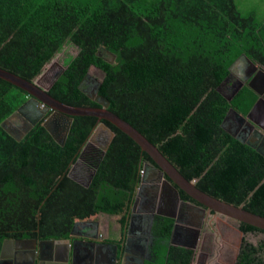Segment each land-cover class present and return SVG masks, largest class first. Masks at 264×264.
Returning <instances> with one entry per match:
<instances>
[{"label":"trees","instance_id":"1","mask_svg":"<svg viewBox=\"0 0 264 264\" xmlns=\"http://www.w3.org/2000/svg\"><path fill=\"white\" fill-rule=\"evenodd\" d=\"M67 43L78 52L50 87L53 98L102 107L84 88L90 69L100 70L104 78L95 93L110 111L200 190L264 217V156L225 130L229 109L247 112L222 93L242 57L264 69V19L243 15L234 0H0V68L34 81ZM31 99L0 78V251L6 239H68L76 221L99 213L121 216L124 225L141 171L145 164L156 168L154 161L101 120L114 136L90 183H79L69 172L98 119L73 117L59 141L44 126L49 110L17 140L3 124L13 123ZM173 227L172 218L154 219L157 245ZM239 227L263 239L258 245L244 241L236 264H264V230ZM192 257L193 251L171 246L167 264H190Z\"/></svg>","mask_w":264,"mask_h":264},{"label":"flooded vegetation","instance_id":"2","mask_svg":"<svg viewBox=\"0 0 264 264\" xmlns=\"http://www.w3.org/2000/svg\"><path fill=\"white\" fill-rule=\"evenodd\" d=\"M245 61V62H244ZM232 70H236L237 73H235V76L231 74L236 80V84L228 91L231 92V95L234 93V91L239 90L240 88L249 87L251 75H255L258 72V69H255L253 66L248 64L246 60L243 58L236 62V64L233 65ZM232 73V72H231ZM257 87L258 84H256ZM252 90V89H251ZM96 92V91H95ZM30 106V105H29ZM36 121L35 118L32 116L26 114L22 115V113L13 119V123L11 124L13 126V129L18 132H26L29 128V125L34 123ZM227 123H231L236 125L238 123L241 125V135L240 139L246 142H250L252 145L256 146L257 148L260 147L262 150V155H264V144H261V139L258 142L254 140V136L256 134L252 133L249 130V126L254 125L255 128H259L261 130V119L258 117V114L252 113L251 115L245 117L235 116L229 120H227ZM245 124H249V126H243ZM99 125V124H98ZM97 125V127H98ZM96 127V128H97ZM96 130V129H95ZM107 130V129H105ZM247 130V131H246ZM99 130V143L98 144H107L109 142L110 137L106 134H103L102 131ZM108 131V130H107ZM109 132V131H108ZM64 134V128H58L56 133L57 140L60 136ZM94 134V132H93ZM93 137V136H92ZM109 137V138H108ZM92 139V138H91ZM95 143V144H97ZM86 145V144H85ZM87 147V148H86ZM86 147H83V150L85 151L82 153L79 160L73 164L71 167V171L73 172L74 178L83 185H88L91 181V178L93 176L94 171V164L95 160L98 159V156L102 154L99 150L96 149V146L89 143L86 145ZM93 147V148H92ZM89 153V156L87 154ZM101 157V156H100ZM99 157V158H100ZM99 160V159H98ZM149 166L150 164H145ZM156 171V173L154 172ZM148 177H154L157 180L159 178L166 180V177L159 172V170L155 167H152L150 165V168H148ZM153 178V180H155ZM167 183V182H166ZM146 187V188H145ZM144 187V192L141 196V201L139 203L137 202V195H135V198L131 205V210H135L137 208V215L132 214L130 212V215H134V223H135V231L140 230L141 223L145 222L146 224L148 221H151V227L153 226L154 219L158 217H165V218H172L174 219V227L173 231L175 230L176 226L178 225L179 229L177 230V235L173 236L174 240L172 243V234L170 237V246H174L177 248L187 249L193 251V257L190 264H236L238 261V256L240 254L242 244L244 243L243 238L240 237L239 234L242 233L240 230V227L238 229L234 228L233 223L231 220L222 221L221 218H217L214 221L209 222V226H207L208 218L218 215L214 211H210L207 208H204L203 206L199 204H194L190 201H185L181 199L180 195H175L174 198L166 199L169 203L166 205V202H163L161 199H159V193L162 191V186L159 183H152L148 186ZM176 197V198H175ZM136 201V203H135ZM172 201V202H171ZM194 207L197 211H199V214L194 213L195 211H191L189 208ZM135 213V212H134ZM101 213L97 214L98 217ZM168 215V216H166ZM94 216L91 219L84 220V221H76L75 223V229L71 230L73 231V236L70 233V238L63 239V240H70L72 246H75L74 253H72V246L69 247L67 250V253L69 251V258L66 260V254L65 249L60 247H54V246H41L42 250V264H51V262H54L55 259L57 260L56 264H87L86 262L92 260L94 264H155L153 263L150 255V252H148V247L146 246V241H148L150 238L146 237L144 235V245L142 242V245L140 248H137L136 250H133L134 253H136L135 258H133L132 261H126L127 255H128V248L126 247V251H122L123 253L119 255V252L116 248V245L114 246L113 250H107L106 247L108 244L105 243L106 239L103 238L102 234L99 233V222H96L99 220L98 218H95ZM219 217H222L219 215ZM95 220V221H93ZM190 226V227H188ZM88 230V231H87ZM91 230V231H90ZM150 237H153L152 234ZM89 238V239H88ZM152 239V238H151ZM93 241L96 244H86L84 245L81 242L78 241ZM148 243V242H147ZM151 243V242H150ZM39 247V243L37 244ZM152 244H150L151 246ZM22 245H17L16 248L19 249ZM28 245H24L21 248L28 249L26 252H24L22 255V259L25 260L27 264H30L31 260L34 255H32V248L27 247ZM30 246V245H29ZM37 246V247H38ZM102 246L104 247L102 249ZM191 247V248H189ZM12 249V247H10ZM169 248H167L168 250ZM38 250V248H37ZM117 252V253H116ZM149 253V254H148ZM38 254H40V249L38 251ZM93 255V256H92ZM12 259V256H10ZM20 258V255L19 257ZM36 258V257H35ZM20 260V263H23V260ZM50 260V261H49ZM45 261V262H44ZM49 261V263H48ZM15 264V263H14ZM25 264V263H24ZM91 264V263H90Z\"/></svg>","mask_w":264,"mask_h":264},{"label":"water","instance_id":"3","mask_svg":"<svg viewBox=\"0 0 264 264\" xmlns=\"http://www.w3.org/2000/svg\"><path fill=\"white\" fill-rule=\"evenodd\" d=\"M113 58H114V56H113ZM242 58L244 60H246L248 62V64L253 66L255 69H258V72L255 75H251L249 77V78H251L249 88L252 89L257 96L260 97L258 102L254 105L253 109L249 112V114H250V113H253L254 109H256L258 104L261 102V87L260 88L257 87L256 84H258V86H261V74L264 75V70L261 68L260 65L249 61L245 57H242ZM230 76H231V74H230ZM0 78L12 83L13 85H15L17 87L22 88L29 95H31L33 97V99H31V100H34L35 102H37L38 104H40L42 106L41 115L46 114L49 110L53 111L52 114L50 115V117L47 118L46 120H44V126L48 129V131L53 135V137L56 140H57L56 131L59 128V126H62L64 128V132H65V136H66L68 130L70 129L71 123L73 121V117H75V116L96 117L98 119V124L101 125L102 127H104L105 129H107L111 133V137L109 139V142L107 143L105 150L101 154V159H102L106 150H107V147H108L111 139L114 136V133L110 129H108L103 123H101V120H106V121L112 123L118 129H120L122 132L127 134L133 141H135L140 146V148L143 152H146L150 156V158L156 164V166H157L156 168L159 170V172H161L164 175V177L166 176L168 178V179L166 178L168 184L170 185V187H172L175 190V192L178 195H179L178 190H182L189 197H191L194 201H196L199 205L203 206L204 208H207L210 211H214L215 213H217L218 215H221L222 217H224L227 220L234 221L238 224L245 223V224L251 225L253 227H256L258 229L264 230V217L263 216L249 212V211L245 210L243 208V206H235L233 204L222 201L221 199H218V198L200 190L196 186V181L195 180H192V181L187 180L179 172V170L160 152V150L158 149L157 146L152 144L142 133H140L137 129H135L127 121H125L124 119L119 117L117 114L113 113L112 111H110L108 109V101L105 98L98 96L97 93H95L94 96L92 95L91 97L95 100L99 99L101 101V103L103 104L102 107H75V106H70V105H67V104H64V103L58 101L57 99L53 98L48 93L50 87L52 86V84L56 78L53 80V82L48 87H43L36 80L28 81V80H26V79H24V78H22L16 74L9 72L7 70H4L2 68H0ZM103 78H104V73H103L101 81L103 80ZM223 96L227 100H230V98L232 97L231 94L229 96H228V94H223ZM20 111H21V109L18 110L17 112H15L14 116L20 115ZM230 112L231 111L229 109L225 115L224 120H223V126L227 122V120L231 119V117L229 116ZM249 114L247 116H249ZM236 115L240 116L237 113H236ZM34 124H35V122L34 123L32 122V124L29 125V128L27 129V131L23 132V133L15 131L13 128H10L9 126L6 125V122L3 124V127L15 139L20 140L23 138L24 134L27 133L33 127ZM236 124H237V126L234 124L231 125V123H228V125H231V126H228L227 124H225L227 127L224 126V128L226 131L231 133L235 138L239 139L243 143L250 145L251 147L256 149L259 153L263 154L260 147L257 148L256 146L252 145L250 142H246V141H243L240 139L241 129L243 130L244 127L240 129L239 126H241V125H239L238 123H236ZM243 126L247 127V126H249V124H245ZM249 127H250L249 130L252 133L256 134L254 136V138H255L254 140L258 141L259 139H261V131H258L254 127V125L249 126ZM95 129L93 130V132L95 131ZM93 132L89 136L88 140L86 141V143H85L86 145H88L90 143V139L92 138ZM63 139H65V137ZM86 145L84 147H86ZM258 145L261 146L259 143H258ZM80 157H81V154H80L79 158ZM79 158H78V160H79ZM152 167H154V166H152ZM70 175H71V170L69 172V176ZM85 186H87V185H85ZM139 187H138V189H139ZM166 216H168V215H166ZM132 217H133L132 215H129V222H130V219H132ZM74 229H75V227H74ZM74 229H73V231H74ZM73 231L71 232L72 236L74 233ZM127 238L128 237L125 235V237H124L125 242L123 244L124 245L123 251L124 250L126 251ZM29 242H31V244H32V247H31L32 252H33L32 255H34L36 257V258L33 257L30 264H42L41 261H42V254L43 253L41 250L42 249L41 246H47V248H48V246L49 247L50 246L60 247V248L65 249V253H67V250L69 249V247L72 246L70 240L48 239V240H39L38 241L36 239H19V240L6 239L3 241V244H2V248L0 251V259L4 256L5 245L7 243H15L17 245L23 246L24 243L27 244ZM78 242H81L84 245L96 244L93 241H89V240L78 241ZM38 243H39L40 247L37 245ZM37 248H38V250H37ZM39 249H40V254H38ZM74 249H75V246L73 245L72 246V253H74ZM68 258H69V251L66 254L65 259L67 260ZM13 259H14V262L11 264H14V263L15 264H21L19 262L21 259L18 258V255H15V257H13ZM37 259L40 261V263H39V261L37 263ZM56 263H57V260L55 259L53 264H56ZM86 263L87 264H90V263L94 264L92 260H90Z\"/></svg>","mask_w":264,"mask_h":264},{"label":"rangeland","instance_id":"4","mask_svg":"<svg viewBox=\"0 0 264 264\" xmlns=\"http://www.w3.org/2000/svg\"><path fill=\"white\" fill-rule=\"evenodd\" d=\"M234 2L237 5L238 10L243 15H246V14L252 12L258 20L264 19V0H234ZM77 52H78V48L76 46H74L72 43H67L64 46L63 50L60 53H58L43 68L42 73L40 74V76H38L36 78V81L41 86L48 87L53 82V80L63 71V69L65 68V66L69 62V60L71 58H73ZM107 57H109V59L112 58L110 55H108ZM231 72H232L231 74H233V76H235V73H237L236 70H234V71L232 70ZM102 76H103V73L100 70L93 68V67L90 69L89 75L87 76L86 81L84 82V88L87 89V92L91 96L92 95L94 96L96 88H97L98 84L101 82ZM227 80H226L224 86L222 87V93L228 94V96H229L231 94V92H228V91L233 87L234 84H236V80H234V78H232V76H230ZM228 82H229V84H227ZM243 90H245L247 92V97L244 96L243 92H241L242 90H239L238 92L234 91L233 94L235 96H233V98L232 99L230 98V99L232 100L231 102L234 106L239 108L241 111L248 112V110L251 108V105L253 104V99H256V96L251 95V93H250L251 91L249 89H247L246 87H244ZM24 109H22L21 112L22 111L24 112ZM41 110H42V106L40 104H38L37 102L33 101L32 106L27 108L25 110L24 114L26 113V114L32 116L33 118L37 119V118H40V116H41ZM11 124H14V123H10L7 126H9L10 128H13V126ZM59 128H61V127H59ZM99 130L104 131L105 132L104 134L105 135L107 134L109 137H111V133L108 132L107 130L103 129V127L98 125V127L94 131L92 139H90V143L95 145L96 149L99 150L100 152H102V149L104 150L107 144L106 145L101 144L100 145L101 147L99 146V144H98L99 143V137H97V135L99 134ZM56 133H57V131H56ZM64 136H65V132L58 139L63 140ZM95 143H97V144H95ZM99 147L101 149H99ZM98 159H99V156H98ZM98 159H96L95 161L97 162ZM146 168H148V166L145 167V169H143L144 174H142V175H144V176L146 175L145 177L147 178L148 171ZM154 172H156V171H154ZM71 176L75 177L73 175V172H72ZM147 182H148V184L154 183V181H147ZM95 218L99 219V216L98 217L96 216ZM217 218H221L222 221H226V219L224 217H219V215H216V216H214V219H213V217L208 218L207 226H209V222L211 220L215 222V220ZM231 222L233 223L234 228H236V229L239 228L238 223H236L234 221H231ZM105 224H106L105 220L102 219L101 225H105ZM239 235H240V237L243 238V241L249 242L253 245H258L261 242V240L263 239V236L259 233H244V232H242ZM155 242H156V240L152 241V245L150 246L151 258H153L152 262L155 264H167V252H168L167 248H169V246H170V242H171L170 238L168 240L161 241V243L159 245H156Z\"/></svg>","mask_w":264,"mask_h":264},{"label":"crops","instance_id":"5","mask_svg":"<svg viewBox=\"0 0 264 264\" xmlns=\"http://www.w3.org/2000/svg\"><path fill=\"white\" fill-rule=\"evenodd\" d=\"M245 62V61H244ZM262 69H263V67H261ZM264 70V69H263ZM232 76V75H231ZM232 78H233V76H232ZM262 78V77H261ZM228 81V80H227ZM229 83V82H228ZM261 102L258 104V106L256 107V109H254V111H253V113H257L258 114V117L261 119V130H259V128H256L258 131H261V144H264V81H263V79H261ZM247 88V87H246ZM247 89H250L249 87L247 88ZM239 90H242L243 91V89L242 88H240ZM239 90H237V92L239 91ZM251 90V89H250ZM241 91V92H242ZM254 94H255V92L253 91V90H251ZM256 95V94H255ZM232 97L234 96V94H232L231 95ZM231 97V98H232ZM260 99V97L259 96H257L256 95V100L254 101V103H253V105L251 106V108L248 110V112H247V114L246 115H248L249 114V112L253 109V107H254V105L258 102V100ZM32 102L33 101H31V104H30V106H32ZM30 106H28V107H26L25 109H24V112H25V110L27 109V108H29ZM36 106V105H35ZM231 112H230V114H229V116L231 117V118H233V117H237V115H236V113L238 114V115H240V117H245V115L244 114H242V113H240L239 111H236V110H233V109H231L230 110ZM24 112L22 111L21 113H22V115H26V113L24 114ZM20 113V114H21ZM252 113H250L249 115H251ZM226 124V123H225ZM224 124V126L225 127H227L226 125ZM227 125H228V123H227ZM99 126H101V125H99ZM228 126H231V125H228ZM102 127V126H101ZM240 127V129H241V126H239ZM103 129H105L104 127H103ZM101 132V131H100ZM102 133L104 134L105 132L104 131H102ZM93 136V135H92ZM259 141H260V139L257 141L258 143H259ZM99 146H100V144H99ZM101 147V146H100ZM99 147V149H101ZM87 148V147H86ZM85 148V149H86ZM85 149L83 150V152L85 151ZM105 150V149H104ZM103 149H102V152L104 151ZM82 152V153H83ZM82 153H81V155H82ZM87 156H89V153L87 154ZM101 156V155H100ZM99 156V157H100ZM100 159H101V157L99 158V161H100ZM145 167H147V165H145ZM145 167L143 168V169H145ZM148 168H150V165L148 166ZM148 168H146L147 169V171H148ZM143 171V170H142ZM156 173V172H155ZM94 174V173H93ZM141 174H144L143 172L141 173ZM71 175H72V171H71ZM70 175V176H71ZM146 176V175H145ZM144 175H142V180H141V184H140V187H139V189L137 190V192H136V195H137V202L139 203V201H141V196H142V193L144 192V187L145 186H148V185H150V184H148V182L147 181H155V183L157 182V183H159L161 186H162V191H160V193H159V199H161L163 202H166L165 204L166 205H168L169 203L167 202V200L166 199H173L174 198V196L175 195H178L176 192H175V190L172 188V187H170V185L168 184V182L167 181H164V179H162V178H159V180H157L156 178H154V177H148L147 176V178L145 177ZM73 179H75L73 176H71ZM153 178L155 179V180H153ZM76 180V179H75ZM77 181V180H76ZM167 182V183H166ZM146 188V187H145ZM176 198V197H175ZM172 202V201H171ZM135 203H136V201H135ZM191 211H195L196 209L194 208V207H190L189 208ZM137 208H135V210H131L130 212H132V214H136L137 215ZM130 212L128 213V215H127V218H126V221H125V223H124V225L123 224H120V218H121V216H110V215H107V214H104V213H101L100 215H99V220H97L96 222H99V233L100 234H102V236H103V238H105L106 239V242L105 243H107L108 245L107 246H104V247H106L107 248V250L109 249V250H113L114 249V246L116 245V248H117V250H118V252H119V255H121L122 254V251H123V247H124V242H125V240H124V237H125V235L128 237L127 238V241H126V247L128 248V255H127V260L126 261H132L133 260V258H135V255H136V253H134L133 252V250H136L137 248H140L141 247V245H142V242H143V245H144V235H145V238L146 237H148V238H150L148 241H146V246L148 247V252H150V255H151V248H150V244H152V241H155V238L154 237H150V235L152 234V227H151V221L149 222L148 221V223L146 224L145 222H143V223H141L142 225H141V228H140V230H138V231H135V223H134V215H132L133 217H132V219H130V222H129V215H130ZM135 212V213H134ZM194 213H197V215L199 214V211H195ZM102 219H104L105 220V222H106V224L105 225H101V220ZM93 221H95V220H93ZM179 226L177 225L176 226V228H175V230L173 231V234H172V237L175 235H177V230L179 229L178 228ZM188 227H190V226H188ZM88 231V230H87ZM91 231V230H90ZM129 233V234H128ZM152 236H153V234H152ZM152 238V239H151ZM173 240H174V237L172 238V243H173ZM148 242V243H147ZM151 242V243H150ZM156 243V245L158 244V242H155ZM174 245H175V243H173ZM26 246V245H28L27 247H32V244H31V242H29V243H24L23 244V246ZM30 245V246H29ZM10 247H12V249H10ZM22 247V246H21ZM47 247V246H46ZM103 246H102V249L104 248ZM189 248H191V247H189ZM28 249H25V248H20V249H17L16 248V244L15 243H7L6 245H5V250H4V252H6L7 254H5V256L4 257H6L5 258V260H9L10 258H8V257H10V256H12V262L11 263H13L14 262V259H13V257H15V255H18V257H19V255H20V259H22V254L24 253V252H26ZM149 254V253H148ZM1 260V259H0ZM24 262L23 263H21V264H27L26 262H25V260L24 259H22ZM38 259H37V263H38ZM50 261V260H49ZM49 261H48V263H49ZM42 262V261H41ZM45 262V261H44ZM39 263H40V261H39ZM0 264H7L6 262L4 263L3 261H2V263L0 262ZM51 264H53V262H51Z\"/></svg>","mask_w":264,"mask_h":264},{"label":"bare ground","instance_id":"6","mask_svg":"<svg viewBox=\"0 0 264 264\" xmlns=\"http://www.w3.org/2000/svg\"><path fill=\"white\" fill-rule=\"evenodd\" d=\"M261 77H262L261 79H263V81H264V75H263V74H261ZM246 131H247V130H246ZM5 254H7V253L4 252V256H5ZM4 256L1 258L0 262L2 263V261H3L4 263L6 262L7 264H11V262H12L11 257H8V258H10L9 260H5L6 257H4ZM92 256H93V255H92Z\"/></svg>","mask_w":264,"mask_h":264},{"label":"clouds","instance_id":"7","mask_svg":"<svg viewBox=\"0 0 264 264\" xmlns=\"http://www.w3.org/2000/svg\"><path fill=\"white\" fill-rule=\"evenodd\" d=\"M20 113H21V111H20ZM142 172V171H141Z\"/></svg>","mask_w":264,"mask_h":264},{"label":"built area","instance_id":"8","mask_svg":"<svg viewBox=\"0 0 264 264\" xmlns=\"http://www.w3.org/2000/svg\"><path fill=\"white\" fill-rule=\"evenodd\" d=\"M142 172H143V171H142ZM142 172H141V173H142Z\"/></svg>","mask_w":264,"mask_h":264}]
</instances>
